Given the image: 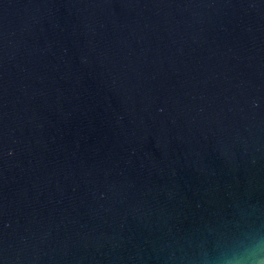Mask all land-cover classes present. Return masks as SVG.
<instances>
[{
    "label": "water",
    "instance_id": "95a60500",
    "mask_svg": "<svg viewBox=\"0 0 264 264\" xmlns=\"http://www.w3.org/2000/svg\"><path fill=\"white\" fill-rule=\"evenodd\" d=\"M264 258V0H0V264Z\"/></svg>",
    "mask_w": 264,
    "mask_h": 264
},
{
    "label": "clouds",
    "instance_id": "9594fccd",
    "mask_svg": "<svg viewBox=\"0 0 264 264\" xmlns=\"http://www.w3.org/2000/svg\"><path fill=\"white\" fill-rule=\"evenodd\" d=\"M247 264H264V258L259 253H253L248 258Z\"/></svg>",
    "mask_w": 264,
    "mask_h": 264
}]
</instances>
